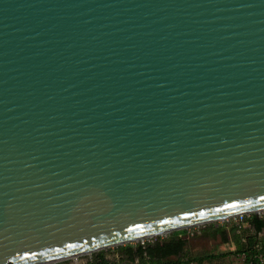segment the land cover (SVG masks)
<instances>
[{"label":"water","instance_id":"obj_1","mask_svg":"<svg viewBox=\"0 0 264 264\" xmlns=\"http://www.w3.org/2000/svg\"><path fill=\"white\" fill-rule=\"evenodd\" d=\"M261 211L264 0H0V264Z\"/></svg>","mask_w":264,"mask_h":264},{"label":"trees","instance_id":"obj_2","mask_svg":"<svg viewBox=\"0 0 264 264\" xmlns=\"http://www.w3.org/2000/svg\"><path fill=\"white\" fill-rule=\"evenodd\" d=\"M248 222L252 224L256 232H260L264 229V221L260 218H257L255 215L251 214L247 217ZM236 226L227 231L223 226L211 228L208 227L209 234L208 237L211 238H220L223 242L228 240V235L231 233L235 236L236 231H240ZM183 234V235H181ZM184 230L176 231L170 233L165 238L156 237L155 241L150 244L146 242L145 246L136 245L132 247L131 245H124L116 247L119 254L124 257L126 264H134V261L137 259V264H191L196 261H202L201 258L191 259L187 257L186 245L187 239ZM205 235V234H204ZM236 237V236H235ZM254 247V246H253ZM251 248V247H250ZM249 247L242 251H236V253H247L250 249ZM254 254H246L245 259L247 262H253ZM85 264H119L116 262H110L105 259L104 253L100 251L99 253L93 254L91 259Z\"/></svg>","mask_w":264,"mask_h":264},{"label":"rangeland","instance_id":"obj_3","mask_svg":"<svg viewBox=\"0 0 264 264\" xmlns=\"http://www.w3.org/2000/svg\"><path fill=\"white\" fill-rule=\"evenodd\" d=\"M262 212L263 211H261L259 213H262ZM250 215L251 214H249L248 216H250ZM257 217H259V216L257 215ZM238 220H239L238 218H236V219L230 218L228 220H223V221L214 222L211 224H206L203 226H197V227L185 229L184 230L185 233H189V234L185 235L186 237H188V238H186L187 243H188V245L186 247L187 255L189 257H191V255L195 254V253L200 254V256L201 255H203V256L204 255H212L213 256L214 254H218V253H219L218 256L225 255L223 253H225L227 251L226 245L218 237L217 238L208 237L207 236V234H209L208 227L215 228V227L223 226L227 229V231H231V229L234 228V226H235L234 222L238 221ZM201 229H203V233L205 235L201 232ZM191 233H193V235H190ZM201 234H203V237L201 236ZM168 235L169 234L161 235L158 237L165 238ZM181 235H183V234H181ZM155 238L156 237L150 238V239H145V240H143V244L145 245L146 242H148V241L150 242V244H152L155 241ZM141 243H142V240L138 241V242H132L130 244H124V245H131L132 247H135L136 245H143ZM124 245H121V246H124ZM116 247H118V246L110 247V248L100 250V251H102L104 253L105 259H107V261L116 262L119 264H126L127 263L126 260L124 259V257L122 255L119 254ZM100 251L93 252V253L83 255V256H79V257L70 258L67 260L58 261V262L53 263V264H85L87 261H89L91 259V256L93 254L99 253ZM214 257H216V258L211 259V260L208 259V262L204 261V263H201V264H212V263L213 264H226V261L220 260V259H222L221 257H217V256H214ZM233 257H234V263L235 264H238L241 261L244 262L243 257H241L242 258L241 261H238V260H240V258L238 256L235 255ZM137 263H138V260L136 259L134 261V264H137ZM191 264H197V263H191Z\"/></svg>","mask_w":264,"mask_h":264},{"label":"crops","instance_id":"obj_4","mask_svg":"<svg viewBox=\"0 0 264 264\" xmlns=\"http://www.w3.org/2000/svg\"><path fill=\"white\" fill-rule=\"evenodd\" d=\"M201 232L203 233V229H201ZM203 234H201L202 237H203ZM235 236H233V234L232 235L229 234L228 240L226 242H224V244L227 247V251L225 253H223V252L222 253L225 255L218 256L219 255V253H218V254H214L213 256L212 255H204V256L201 255L200 256V254L195 253V254H192L191 257H189L187 255V257H189L191 259L201 258L202 261H196L195 260V262H193V263H197V264L204 263V261L208 262V259L211 260V259L216 258L214 256L221 257L222 259H220V258L219 259L226 261V264H235L234 263V257H233L235 255L240 258V260L237 259L238 261L242 260L241 257L244 258V262L241 261L238 264H241V263L242 264H257L258 262L256 260V257H259V256L264 261V229L261 230L260 232H256L254 227L252 226V224H250V222H248V219H245V221L241 225V230L236 231ZM187 245H188V243H187ZM187 245H186V247H187ZM248 247L249 248L251 247L250 249H253V250H249L247 253H240V252L236 253V251H239V250L242 251V250L247 249ZM186 252H187V250H186ZM246 254L247 255L248 254H251V255L254 254V256H253L254 263L246 261V259H245Z\"/></svg>","mask_w":264,"mask_h":264},{"label":"built area","instance_id":"obj_5","mask_svg":"<svg viewBox=\"0 0 264 264\" xmlns=\"http://www.w3.org/2000/svg\"><path fill=\"white\" fill-rule=\"evenodd\" d=\"M259 217L258 218H260V219H262L263 221H264V211L262 212V213H258L257 214ZM247 217H249L248 215H243V216H239V217H235V219L236 218H238L239 220L238 221H235L234 223H235V226L238 228V229H240L241 228V225H242V223L245 221V219H247ZM190 235H193V233H191ZM149 242V241H148ZM141 244H143V240H142V243ZM142 247H144L145 245L143 244V245H141ZM256 260H257V264H264V261H263V259L259 256V257H256Z\"/></svg>","mask_w":264,"mask_h":264}]
</instances>
